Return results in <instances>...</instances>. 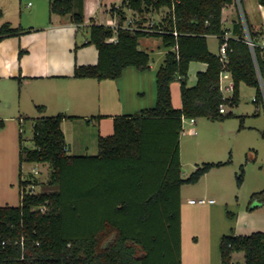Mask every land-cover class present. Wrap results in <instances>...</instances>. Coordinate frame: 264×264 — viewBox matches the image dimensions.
<instances>
[{
  "label": "trees",
  "instance_id": "16d2710c",
  "mask_svg": "<svg viewBox=\"0 0 264 264\" xmlns=\"http://www.w3.org/2000/svg\"><path fill=\"white\" fill-rule=\"evenodd\" d=\"M258 1L264 7V0ZM232 2L123 0L110 9L121 21L127 11L143 21L150 13L166 12L157 26L162 32L118 29L115 43L107 42L115 35L111 26H89L90 37L84 45L96 46L98 62L76 65L75 78L117 79L128 67L148 70L151 57L140 49V39L161 38L167 53L156 72V104L133 115L115 117L113 134L99 136L94 156L68 154L61 128L65 114L34 119V147L20 146V163H47L48 185L56 189L28 192L32 183L22 179L20 172L19 206H0V264H157L166 260L163 252L171 247H176L178 258L165 264H181V187L197 183L213 168L231 164L230 160L203 163L183 179L182 117L230 118L231 114L220 112V105L237 106L242 83L256 88L253 102L264 107V46L257 42L264 33L255 32L247 23L257 43L252 51L240 14L232 27L226 28L222 12ZM50 12L70 14L78 25L85 22L84 0H50ZM22 32L6 22L0 26V41ZM226 33L231 35L226 40L227 59L222 62L219 53L209 50L207 38L218 37L221 46ZM23 54L20 51L19 57ZM193 61L206 63L207 69L197 74L196 84L190 87L188 73ZM224 71L231 74L233 82L228 98L221 89ZM175 81L180 82V108L172 104L171 85ZM36 107L40 111L45 108ZM4 125L0 119V128ZM242 182L240 175L237 183ZM85 200L109 204L110 210L93 225L85 224ZM253 200L264 203V190L254 193ZM240 252L245 264H264V232L222 236L221 264H233V254Z\"/></svg>",
  "mask_w": 264,
  "mask_h": 264
},
{
  "label": "rangeland",
  "instance_id": "374dc122",
  "mask_svg": "<svg viewBox=\"0 0 264 264\" xmlns=\"http://www.w3.org/2000/svg\"><path fill=\"white\" fill-rule=\"evenodd\" d=\"M165 10L148 14L146 21H161ZM0 11V26L6 22H11L13 26L22 22L24 27L32 24L31 22L47 24L50 17L49 0H0ZM145 41L152 43L148 52L151 63L156 68L167 49L161 38L143 37L140 39L142 50H147L142 44ZM215 46L219 52L218 45ZM226 78L222 81V92L228 98L232 91L226 90V86L231 84V78ZM36 92L38 82L29 85H19L13 80L0 82V119L5 122L4 127L0 128V206H19L20 172L23 179L32 183L27 186L28 192L56 189L48 185V164H21L19 159L21 145L34 147V119L44 116L39 114L36 107ZM255 94L256 88L242 83L239 104H225L226 115L231 114L230 118L212 121L200 117L196 119L195 125L189 120L184 122L180 136L183 179L189 178L203 163L230 160L231 164L211 171L195 184L183 185L181 224L184 238L181 240V264H221L222 236L264 232V203L259 200L251 201L254 193L264 190V107L253 102ZM178 97H175V102ZM33 100H36L35 105ZM257 109L258 114L255 115ZM192 129L196 133L191 132ZM35 171L38 173L35 174ZM240 175L243 182L238 185ZM201 198L214 199L215 203L191 205L188 202L190 199ZM82 206L83 222L88 225H93L110 210L107 207L109 204L101 205L96 200H85ZM255 206L257 207L253 209ZM163 253L166 260L157 264L175 262L178 258L176 247ZM239 255L235 264H245L244 253Z\"/></svg>",
  "mask_w": 264,
  "mask_h": 264
},
{
  "label": "crops",
  "instance_id": "0c3cea01",
  "mask_svg": "<svg viewBox=\"0 0 264 264\" xmlns=\"http://www.w3.org/2000/svg\"><path fill=\"white\" fill-rule=\"evenodd\" d=\"M122 1L84 0L85 22L80 25L72 22L70 14L61 16L52 12L49 14L47 24L31 22L32 24L24 27L22 22L19 25L15 24L17 26L7 22L13 28H22L24 32L0 41V82L13 80L19 85L38 82V92H36L38 93V105L45 107L42 111L38 110L39 114L54 116L63 113L67 116L62 121L61 128L70 155H97L98 138L113 134L115 117L133 115L143 109L154 107L156 104V72L163 63L167 51L164 52L163 60H160L156 68L151 62L150 68L145 71L128 67L117 79L97 80L73 76L76 65H95L98 62L96 46L84 45L90 37L89 26L92 23L111 26L118 18L110 12V9L114 5L119 6ZM240 3L247 23L255 32L264 33V7L258 0H240ZM131 14H133L132 11H127L128 16ZM239 14L240 6L237 0L227 4L222 12L224 26L231 28ZM207 41L209 50L218 54L215 46L217 44L220 48L218 37L208 36ZM257 42L264 45V36H258ZM143 43L147 49L144 51L149 53L152 43L149 41ZM76 46H78L77 49ZM20 51L24 52L21 58L19 57ZM206 69L207 64L204 62H191L188 86H194L197 82V74ZM224 78H231L232 83L229 72H224ZM171 93L173 106L180 108L182 106L180 82L172 83ZM176 96H179L177 102H175ZM35 101L33 100L34 105ZM257 114L258 109L255 112V115ZM96 116H99V119L94 118ZM196 119L193 125L196 124ZM220 168H213L203 177ZM182 187L180 190L181 209L184 203ZM183 233L184 228L181 224L182 241ZM182 241L181 244H183ZM240 253L233 254V264L237 257L240 258Z\"/></svg>",
  "mask_w": 264,
  "mask_h": 264
},
{
  "label": "built area",
  "instance_id": "2783aa9c",
  "mask_svg": "<svg viewBox=\"0 0 264 264\" xmlns=\"http://www.w3.org/2000/svg\"><path fill=\"white\" fill-rule=\"evenodd\" d=\"M237 2H238V5L240 6V15H241L242 23H243V27H244L245 40H246L247 44L250 46V48L253 51L254 47L257 45V43L251 37L246 17L244 15V12L241 9L240 0H237ZM158 25H159L158 22L155 23L154 21H152V22L148 23L147 21H143V19L139 15H136V14L133 17L132 16L130 17V16L127 15L123 21L118 19L116 22H114L111 25V27L115 31V35L113 37L109 38L107 40V42H109V43L117 42V40H118L117 30L118 29L140 30V31H147V32H155V31L162 32L160 29H157ZM173 34L175 36H178V33L176 31L173 32ZM229 37H230V34L226 33L225 36H224L225 41L219 48V56H220V59H221L222 62H225L226 59H227V55H226V53H227V42H226V40ZM224 72H222V74H221V89H222V81H223ZM232 89H233V82L229 86H226V90L232 91ZM220 112L225 114V112H226L225 105H223V104L220 105ZM187 120H189L190 123H192V124H194V122H195V119H193V118L188 119V118L183 116L182 117V126L184 125V122H186ZM191 132L196 133L195 130H191ZM34 173L37 174L38 172L35 171ZM33 186L34 185H32V187ZM207 202L208 203H214L215 200L214 199H208L207 200V199H202L201 198V199H198V200L191 199L189 201V203H191V204H195V203H197V204H205Z\"/></svg>",
  "mask_w": 264,
  "mask_h": 264
}]
</instances>
